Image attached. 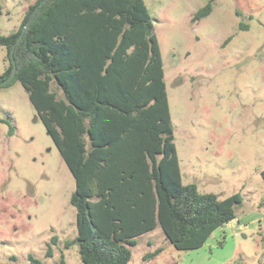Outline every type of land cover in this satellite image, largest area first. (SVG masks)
I'll return each instance as SVG.
<instances>
[{
  "label": "trees",
  "instance_id": "16d2710c",
  "mask_svg": "<svg viewBox=\"0 0 264 264\" xmlns=\"http://www.w3.org/2000/svg\"><path fill=\"white\" fill-rule=\"evenodd\" d=\"M210 12L208 2L195 19ZM0 46L8 62L0 89L20 83L74 179L77 234L64 249L76 245L83 264H128L137 238L156 226L174 249H199L235 218L239 193L219 199L181 182L160 48L143 0H36L15 32L0 34ZM54 264H67L62 252Z\"/></svg>",
  "mask_w": 264,
  "mask_h": 264
},
{
  "label": "rangeland",
  "instance_id": "374dc122",
  "mask_svg": "<svg viewBox=\"0 0 264 264\" xmlns=\"http://www.w3.org/2000/svg\"><path fill=\"white\" fill-rule=\"evenodd\" d=\"M35 1L1 0L0 34L15 32ZM143 1L160 48L181 182L242 201L201 248L176 250L156 226L137 238L128 264H264V0ZM208 2L210 14L196 20ZM7 65L0 46V74ZM74 187L20 83L1 88L0 264H30L29 255L54 264L61 252L67 264H83L76 245L64 249L77 234Z\"/></svg>",
  "mask_w": 264,
  "mask_h": 264
},
{
  "label": "water",
  "instance_id": "95a60500",
  "mask_svg": "<svg viewBox=\"0 0 264 264\" xmlns=\"http://www.w3.org/2000/svg\"><path fill=\"white\" fill-rule=\"evenodd\" d=\"M27 25H28V23L25 25L23 31L25 30V28L27 27ZM15 73H16V67L13 66V68H12L9 76L6 78V80L4 82H7V81L11 80L14 77Z\"/></svg>",
  "mask_w": 264,
  "mask_h": 264
}]
</instances>
